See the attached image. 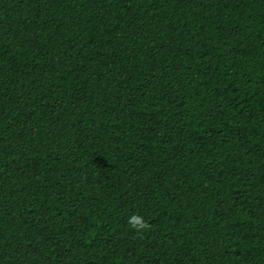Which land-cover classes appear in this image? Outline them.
I'll list each match as a JSON object with an SVG mask.
<instances>
[{"label":"trees","instance_id":"trees-1","mask_svg":"<svg viewBox=\"0 0 264 264\" xmlns=\"http://www.w3.org/2000/svg\"><path fill=\"white\" fill-rule=\"evenodd\" d=\"M0 264H264V0H0Z\"/></svg>","mask_w":264,"mask_h":264},{"label":"clouds","instance_id":"clouds-1","mask_svg":"<svg viewBox=\"0 0 264 264\" xmlns=\"http://www.w3.org/2000/svg\"><path fill=\"white\" fill-rule=\"evenodd\" d=\"M128 222L132 226V228L138 232L142 230H148L150 228V225L144 220V218L137 214H133L129 218Z\"/></svg>","mask_w":264,"mask_h":264}]
</instances>
